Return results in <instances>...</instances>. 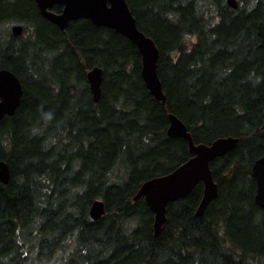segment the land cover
<instances>
[{
  "label": "trees",
  "instance_id": "trees-1",
  "mask_svg": "<svg viewBox=\"0 0 264 264\" xmlns=\"http://www.w3.org/2000/svg\"><path fill=\"white\" fill-rule=\"evenodd\" d=\"M236 1L126 0L158 49L162 103L123 35L83 18L61 30L34 0H0V69L23 89L0 119V160L10 171L0 182V264H264L251 175L264 155V0ZM94 66L102 69L97 101L86 78ZM169 113L194 143L238 142L210 162L218 195L203 214L195 215L198 182L167 205L156 236L135 193L192 156L184 138L167 134ZM97 199L105 212L92 220Z\"/></svg>",
  "mask_w": 264,
  "mask_h": 264
},
{
  "label": "water",
  "instance_id": "water-1",
  "mask_svg": "<svg viewBox=\"0 0 264 264\" xmlns=\"http://www.w3.org/2000/svg\"><path fill=\"white\" fill-rule=\"evenodd\" d=\"M34 2L40 14L61 30H64L70 21L83 18L97 26L113 29L129 39L139 51L141 77L146 88L156 100L165 102L157 74L158 49L154 41L137 28L126 0H34ZM226 2L232 8L237 7L236 0ZM55 5L61 7L60 11L51 10ZM11 32L18 36L22 33V27L12 25ZM257 34L258 46L264 49L262 21L257 23ZM86 78L94 100H97L101 92L102 69L98 66L92 67L87 71ZM22 93V85L17 76L8 69H0V119L14 113ZM168 120L167 134L184 138L192 156L172 171L143 181L135 193L134 200L142 197L153 213V230L156 236L166 220L167 205L188 195L198 182L202 183L203 189L195 215L203 214L209 202L218 195V186L213 178L210 162L224 155L238 142L237 137L226 136L218 137L208 144L194 143L186 126L177 116L169 113ZM251 175L256 185L254 203L264 211V155L251 165ZM9 178L8 164L0 161V182L6 184ZM103 214V203L93 201L89 209L90 218L96 220Z\"/></svg>",
  "mask_w": 264,
  "mask_h": 264
},
{
  "label": "bare ground",
  "instance_id": "bare-ground-1",
  "mask_svg": "<svg viewBox=\"0 0 264 264\" xmlns=\"http://www.w3.org/2000/svg\"><path fill=\"white\" fill-rule=\"evenodd\" d=\"M238 5V4H237ZM231 7V6H230ZM232 8V7H231ZM237 8V7H236ZM134 17V16H133ZM135 21H136V19H135ZM136 26H137V24H136ZM137 28H138V26H137ZM139 29V28H138ZM140 30V29H139ZM155 44V43H154ZM135 45V44H134ZM141 71V70H140ZM141 74V73H140ZM142 78V77H141ZM93 96V95H92ZM93 99H94V97H93ZM94 101H97V100H94ZM262 128H264L263 127V123H262ZM192 155V154H191ZM0 161H2V160H0ZM95 201V200H94ZM96 201H101V200H96ZM102 202V201H101ZM103 203V202H102ZM92 204V203H91ZM104 205V204H103ZM90 207H91V205H90ZM90 209V208H89ZM104 212H105V210H104Z\"/></svg>",
  "mask_w": 264,
  "mask_h": 264
}]
</instances>
